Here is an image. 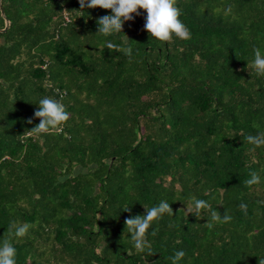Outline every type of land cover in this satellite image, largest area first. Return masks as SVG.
Here are the masks:
<instances>
[{
    "label": "trees",
    "instance_id": "obj_1",
    "mask_svg": "<svg viewBox=\"0 0 264 264\" xmlns=\"http://www.w3.org/2000/svg\"><path fill=\"white\" fill-rule=\"evenodd\" d=\"M1 3L0 244L11 222L30 225L10 238L16 264H171L180 250V264H259L264 147L251 152L244 138L264 132V76L253 68L264 0H177L191 38L170 43L144 29V9L105 36L97 20L110 9ZM44 97L70 118L37 135ZM252 171L262 183L249 187ZM193 196L232 221L198 219ZM162 200L175 215L152 223L155 254L138 252L125 220Z\"/></svg>",
    "mask_w": 264,
    "mask_h": 264
},
{
    "label": "clouds",
    "instance_id": "obj_2",
    "mask_svg": "<svg viewBox=\"0 0 264 264\" xmlns=\"http://www.w3.org/2000/svg\"><path fill=\"white\" fill-rule=\"evenodd\" d=\"M81 8H102L110 9L112 14L100 17L97 20V34L112 35L123 31V26L126 21H133L135 16L141 15L139 9H144L147 12L144 29L149 32L150 36L157 38L161 42H172L174 37L182 40L191 38V32L187 26L181 21V10L177 7V0H79ZM67 11V10H65ZM232 12L231 6L225 11V15ZM108 49L113 48V44L108 43ZM129 59L132 57L131 47L122 49ZM253 68L257 75L264 76V54L260 48H254ZM38 109L34 112V118H38L40 123L29 130L31 133L50 134L60 129L70 118V114L66 110L65 105L56 99L44 97L38 102ZM28 124L33 123V118L27 120ZM253 147L251 152H255L257 148L264 147V132H259L256 135H248L244 138ZM246 185L251 187L262 183V178L259 173L250 172V178L245 181ZM191 202L195 206L193 213L198 219L200 218L201 210H205L210 214L212 221H220L221 223H230L233 219L226 211L221 217L217 211L212 210L209 203L203 199H197L195 196L191 198ZM246 208V205H241ZM146 208V214L133 215L125 220L126 230L131 234V239L134 242V248L138 252H146L148 255H154L151 244L147 239V234L154 221L159 220L164 214L169 216L175 215L171 204L165 200L160 201L157 206ZM124 211L130 212L131 208ZM208 223V222H207ZM30 229L28 224H17L11 222L3 237V242L0 244V264H16L15 257L17 255L16 248L11 243V237H25ZM157 230L151 232L155 236ZM186 253L183 250L176 251L172 257H169L171 264H180V261L185 257ZM259 264H264V258L259 257Z\"/></svg>",
    "mask_w": 264,
    "mask_h": 264
},
{
    "label": "water",
    "instance_id": "obj_3",
    "mask_svg": "<svg viewBox=\"0 0 264 264\" xmlns=\"http://www.w3.org/2000/svg\"><path fill=\"white\" fill-rule=\"evenodd\" d=\"M0 10H1V13H2L3 17L5 18V22H6L5 27L3 29H0V31L5 32L8 29V27H9V19L5 15V11H4L3 7H2L1 0H0Z\"/></svg>",
    "mask_w": 264,
    "mask_h": 264
},
{
    "label": "rangeland",
    "instance_id": "obj_4",
    "mask_svg": "<svg viewBox=\"0 0 264 264\" xmlns=\"http://www.w3.org/2000/svg\"><path fill=\"white\" fill-rule=\"evenodd\" d=\"M188 209V208H187Z\"/></svg>",
    "mask_w": 264,
    "mask_h": 264
}]
</instances>
